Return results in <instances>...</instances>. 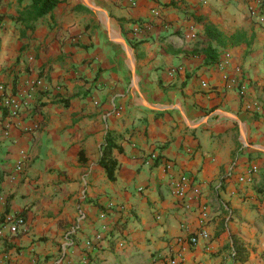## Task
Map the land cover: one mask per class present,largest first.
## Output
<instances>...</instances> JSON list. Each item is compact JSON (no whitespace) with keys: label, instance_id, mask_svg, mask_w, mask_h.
<instances>
[{"label":"crops","instance_id":"0c3cea01","mask_svg":"<svg viewBox=\"0 0 264 264\" xmlns=\"http://www.w3.org/2000/svg\"><path fill=\"white\" fill-rule=\"evenodd\" d=\"M29 3L0 0V264H264V170L239 179L264 166V0H60L34 28ZM207 22L249 43L207 64Z\"/></svg>","mask_w":264,"mask_h":264},{"label":"trees","instance_id":"16d2710c","mask_svg":"<svg viewBox=\"0 0 264 264\" xmlns=\"http://www.w3.org/2000/svg\"><path fill=\"white\" fill-rule=\"evenodd\" d=\"M20 2L24 0H19ZM60 2V0H30V3L26 5L19 14L18 19L26 25V27H35V22L41 17L51 12ZM201 19V18H199ZM206 39L208 42L203 47V51L206 55V63H215L219 60V46H226L228 44L234 45L240 42H247L245 35L241 31H236L231 35H227L222 32L214 23H205ZM215 40L217 45H214L212 41ZM204 41V40H203ZM198 49H194L196 53ZM117 136L113 131H109L106 137V144L103 148V155L100 163L105 167L107 173L111 179L115 178V169L118 165L116 157L112 156L113 150L116 148L119 152L123 149L116 140ZM158 159V157H157ZM241 248L236 245L235 258L244 259L240 254Z\"/></svg>","mask_w":264,"mask_h":264},{"label":"built area","instance_id":"2783aa9c","mask_svg":"<svg viewBox=\"0 0 264 264\" xmlns=\"http://www.w3.org/2000/svg\"><path fill=\"white\" fill-rule=\"evenodd\" d=\"M250 12L253 16H256L259 21H264V12H261L260 8L257 7L256 5H252L250 7ZM245 89L241 90V93H244ZM6 105L8 107L11 108V113L12 115H17L21 109V101L18 97L14 96V95H10L7 99H6ZM154 157L156 155H153ZM18 168H21V164L18 165ZM264 170V166H258L257 164H253L250 166L248 173L246 175H242L240 176V181L242 182H246V183H251L254 180V175L260 171ZM191 181V179H189V177L187 175H182L179 179L178 182L173 183L175 192L177 193V195H179L180 197L184 198V196L186 195V185ZM195 191H199V189L195 188ZM203 215L206 216L207 212L205 210H203ZM18 222L20 223H24L25 220L23 217H18ZM0 233H2V231L0 230ZM209 236V232L203 228L201 230H199L198 232L194 233L191 237H190V241L192 243H197L200 238L203 237H208ZM97 239H101V234L97 235ZM122 244V243H121Z\"/></svg>","mask_w":264,"mask_h":264}]
</instances>
